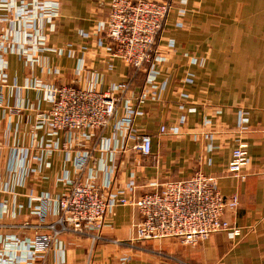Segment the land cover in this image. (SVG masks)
I'll return each mask as SVG.
<instances>
[{
  "label": "crops",
  "instance_id": "obj_1",
  "mask_svg": "<svg viewBox=\"0 0 264 264\" xmlns=\"http://www.w3.org/2000/svg\"><path fill=\"white\" fill-rule=\"evenodd\" d=\"M53 1L56 15L36 10L44 14L38 48L9 37L0 58L4 105L21 108L14 115L0 107V264H264V0H155L171 1L174 9L157 39L151 79L110 53L104 33L110 0ZM9 3L24 8V0ZM9 27L18 29V22ZM61 84L100 91L128 84L126 98L137 111L132 129L150 135V154L116 129L126 99L102 135L52 130L40 121L36 114L51 105L48 92ZM238 141L248 145L243 180L226 171ZM95 146L85 180L104 196L136 198L202 171L225 198L237 194V207L226 208L223 218L241 235L219 230L195 245L137 242L138 211L114 204L95 243L63 234L48 253H27L23 241L36 228L11 225L53 221L56 199L76 175L75 155ZM41 196L49 199L43 220L36 217ZM12 235L18 248L9 244Z\"/></svg>",
  "mask_w": 264,
  "mask_h": 264
},
{
  "label": "built area",
  "instance_id": "obj_2",
  "mask_svg": "<svg viewBox=\"0 0 264 264\" xmlns=\"http://www.w3.org/2000/svg\"><path fill=\"white\" fill-rule=\"evenodd\" d=\"M0 6L3 8L0 13V58L9 37L11 43L38 48L37 33L44 14L36 13V10L43 7L53 10L56 15L58 8L53 0H45L42 6H38L34 0H24L22 11L12 7L9 0H0ZM173 8L171 1L110 0L104 28L111 45L110 53L131 67L134 74L144 71L147 79L154 77L152 63L158 57L157 39ZM12 22H18L19 28L13 31L9 27ZM128 87V84H117L100 91L61 84L47 94L50 107L36 116L52 130L90 129L102 135L118 106L126 99L122 103L126 115L118 121L116 129L134 141L135 150L148 155L151 151L150 135L137 134L132 129L137 111L133 109L131 100L126 98ZM135 97L141 100L143 94ZM0 107H5L9 114L21 112L19 107L5 106L1 93ZM169 130L174 131L173 128ZM165 131L166 126L160 125L159 132ZM247 147L246 142L238 141L226 165L227 173L240 180L246 177L243 168L248 162ZM96 148L100 146L75 155L76 175L70 181L69 188L56 199L57 212L53 221L35 226L27 222L11 225L13 228H36L33 237L23 241L27 253H48L63 234L89 237L91 243H95L102 239L101 230L107 209L114 204L131 205L138 211L140 220L135 226L134 237L137 242L172 238L184 245H195L219 230L227 231L231 237L241 235L242 230L238 226L223 218L226 208L237 207V194L225 198L219 191L216 179L202 171H196L187 178L165 181L136 198L104 196L98 186L85 180L92 152ZM48 212L49 199L39 197L36 217L43 220ZM12 236L9 238L11 248H18L19 239ZM112 242L117 243L116 240Z\"/></svg>",
  "mask_w": 264,
  "mask_h": 264
},
{
  "label": "rangeland",
  "instance_id": "obj_3",
  "mask_svg": "<svg viewBox=\"0 0 264 264\" xmlns=\"http://www.w3.org/2000/svg\"><path fill=\"white\" fill-rule=\"evenodd\" d=\"M174 9V8H173Z\"/></svg>",
  "mask_w": 264,
  "mask_h": 264
}]
</instances>
